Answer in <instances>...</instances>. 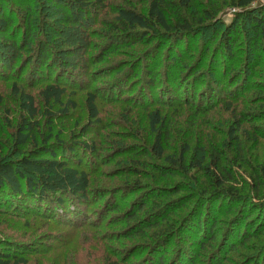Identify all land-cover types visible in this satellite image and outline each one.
Instances as JSON below:
<instances>
[{
  "label": "rangeland",
  "instance_id": "rangeland-1",
  "mask_svg": "<svg viewBox=\"0 0 264 264\" xmlns=\"http://www.w3.org/2000/svg\"><path fill=\"white\" fill-rule=\"evenodd\" d=\"M22 1L23 5L20 6ZM172 1L192 22L195 33L173 35L163 32L158 35L144 29H133L118 20L117 10L120 6H128L147 14L150 0H104L108 6L98 13L93 10L89 13L81 11L74 3L66 5L63 0H0V13L7 18L13 16L15 21L8 28L0 27V33H10L7 40H12V31L17 32L19 29L21 31L15 33V38L18 43L23 39L26 21L21 19L17 11L30 4L32 12H35L32 18L34 32L26 47L28 50L20 52L12 46H0V50L9 53L10 57L14 53L10 70L5 72L9 77L3 78L0 75V94L3 95L0 105V144L3 146L4 157L8 161H16L35 147L31 142L25 148H17L13 139L23 118L28 117L22 103L30 93L35 96L38 107V114L34 118L39 122L35 132L38 145H42L44 138L52 133L49 142L65 157L63 159L73 165L82 159L91 178L89 211H86L84 223L78 226L59 218H47L49 216L43 215V211L33 214L22 211L20 207L25 200L33 203L37 201V197L31 199L33 196L25 188L21 197L9 187L0 189V249L11 250L13 255L18 253V256L24 257L26 262L22 264H109V260L124 264H154L156 252L164 241L157 240L160 229L145 228L138 224L137 218L139 216L140 220H145L148 215L146 211H153L150 202L157 191L163 189L167 196L171 192L169 197L157 201L173 199L170 197H173V190L178 184L185 190L176 198L185 197L188 202L173 215L176 231L164 247L163 264H179L184 255L185 260L193 259L195 264H211L214 253L218 256L222 254L225 239L232 235L235 224L246 216L238 210V204L227 203L228 206L221 207L222 210L212 206V216L217 219L216 239H209L203 243L204 248L200 247V236L196 237L193 229L186 230L185 223L192 217L198 202L197 198H192L193 191L198 197L203 188L207 187L208 181L194 170L191 171L197 175V182L181 175L165 173V166L169 162L164 157H156L151 150L155 134L146 117L147 106L151 109L160 108L162 115L167 117L163 142L165 155L179 154L184 143L192 144L193 150L199 142L203 146H223L232 115L216 102V98L213 103L202 98V93L208 92L206 81L212 77L214 87L221 88L218 95L223 97L228 87L234 88L235 81L244 76L243 72L238 74L239 69L245 66L248 69L250 63L257 60L253 48L246 43L240 46L242 44L239 43V55L235 58L239 62L229 66L223 61L216 75H212L214 66L210 61L216 41L205 55L202 39L208 35L209 30L199 27L197 19L209 5L220 4L223 12L217 18L229 22L235 14L234 9L228 3L223 4L227 0H185L187 5L181 0ZM263 1L258 0L254 5H261ZM12 6L14 11L19 9L11 16ZM38 24L39 28H36ZM200 29L204 31L203 36L198 34ZM241 30L243 34L250 32L246 21H242ZM37 43L38 47L42 43L51 47L59 62L61 60L73 73L84 75L78 77L82 88L73 96L69 91L64 99L66 101L72 97L75 101V106L69 107L66 116L59 114L61 106L55 103L48 105L40 96V90L46 83H29V73L34 64L22 70L25 62H28L26 57H30L29 63H34L35 57L30 54V49H36ZM247 52L251 54L250 62L245 60ZM88 57L89 60H85ZM84 66L88 68L86 71H83ZM263 71L264 56L254 71L256 77L253 83L258 80L264 82ZM247 75L251 76L252 70L248 69ZM117 83L122 88L121 92L118 90L117 102L98 97L100 114L96 123L87 109V93L101 94L110 85ZM187 86L194 87L192 90L188 88L190 103H186L183 92ZM193 90L195 98L191 96ZM253 94L251 90L243 95L251 98ZM262 106L263 102L257 108ZM257 123L264 124V120ZM61 141L67 147H74L75 152L69 154L65 147L59 149L61 146L57 144ZM85 141L95 145L93 153L85 151L78 144ZM247 149H250L249 155L253 154L255 163L264 162V140L258 144L248 142ZM247 181L250 183L249 179ZM246 197L250 210L256 207V203L263 205L255 210L247 227L244 222L242 224V232L248 231L250 238L243 244H235V251L225 248L224 252L230 261L223 260L221 264H253L256 259L259 264H264V198H256L250 191ZM49 199L54 201L56 196ZM145 199L150 206L131 218L137 211L134 204L138 205ZM10 203L13 206H9ZM108 203L118 206L105 215ZM229 206H232L231 210H228ZM29 247L33 251H28Z\"/></svg>",
  "mask_w": 264,
  "mask_h": 264
},
{
  "label": "trees",
  "instance_id": "trees-1",
  "mask_svg": "<svg viewBox=\"0 0 264 264\" xmlns=\"http://www.w3.org/2000/svg\"><path fill=\"white\" fill-rule=\"evenodd\" d=\"M63 1L66 5L74 3L81 11L88 13L92 10L98 13L108 6L105 5L104 0ZM181 1L186 5L188 4L185 0ZM257 1L258 0H230L228 2L227 0V2L223 4L226 5L228 3L229 7L235 11L232 20L229 22H224L223 19L217 18V16L223 12V7L220 4L218 5L221 6L222 9L216 4H213L211 7L209 5L208 8L202 10L197 19L199 27H206L209 30L208 35L202 39L204 40L203 51L205 55L209 51L211 45L216 41V46H214L210 61L214 66L212 75L217 72V68L222 65L221 62L223 61L227 62L229 66H235V64L239 62V59L235 58L239 55L237 50L240 44H242L240 46H243L246 43L257 53V60L255 62L252 61L248 68L250 71L252 70V75H247V66H245V68H240L238 74L240 75L243 72L244 76L235 81L234 88L229 89L228 87L223 97L218 95V91H221V88L214 87L215 81L212 77H209L206 81L208 92H206V94L202 93V98H207L208 101L212 103L216 98V102L232 115V121L228 128V136L223 146L215 144L203 146L199 142L193 150L194 147H192V144L184 143L179 154L165 155L163 142L167 131V117L162 115L160 108L151 109L150 106H147L148 108L145 107L147 108L146 117L149 121V127L155 134L151 150L156 157H164L167 162H169V165L167 167L165 166V169L163 168L165 173L173 176L181 175L183 177H188L193 182H197V175H193L191 171L194 170L197 174L204 176L208 181L207 187L203 188L198 197L193 191L194 195L192 198H197L198 202L192 211V217L185 223L186 230L193 229L196 233V237L200 236L198 239L200 247L204 248L205 246L203 243L207 240L212 239L211 241H213L216 239L217 219L212 216L214 213L212 206L216 209H220L221 207L228 206L227 203H229V205L238 204L240 208L238 210H241V214L244 213L246 215L239 219L238 223L235 224L232 235L225 239L223 252L220 254V256L223 255V257L214 253L215 257L211 261V264H221L223 260L230 261L227 254L224 252L225 248H228V251H235V244H243L250 238V235L247 233L248 231L242 232V224L245 223L247 227L251 218L254 216L255 210L260 208V205H263L261 203H256V207L250 210L251 208L248 206L246 197V193L250 191L254 193L256 198H264V162L255 163L253 154L249 155L250 149H247L248 142L258 144L260 140H264V124L257 123L264 120V82L261 80L254 83L252 82L253 78L256 77L254 71L259 67L261 57L264 56L262 55L264 54V3L261 5H254ZM23 2L24 1L19 5L22 6ZM31 6L32 5L28 4L26 8L16 9H19L17 12L20 13L21 19L23 18L22 20L24 22L26 21V28H24L23 39L20 43L17 42V37L15 38V35L20 32L21 29L17 32H15V30L12 31L14 36L12 40H7L10 33H0V46H12L14 50H20V52L24 49L25 51L29 49L26 47L34 32L32 18L35 15V12H32ZM16 10L14 11V7L12 6L10 8V15H14ZM117 13L118 20L126 23L129 27L133 29H144L152 33H157L158 35H162L163 32L173 35H191L193 32L195 33L196 30L192 22L175 7V3L172 0H150L147 14L128 6H120ZM4 15L5 14L2 15L0 13V27L8 28L13 23L15 24L13 16L7 18ZM242 21H246L249 25L250 32H246L245 34L242 33ZM36 28H39V24ZM198 34L203 36V29L198 30ZM132 42L131 44H133ZM30 52V54H34L36 58H34V63H29L30 57H26L28 58V62H25L22 67L23 70V68L26 69L29 65L34 64L29 73V83L35 85L46 83L40 90V96L44 98L48 105L55 103L61 106L59 109L60 115H68L69 107L75 106V101L72 97L68 98L66 101L64 99L69 95V91L73 96L76 95V91L79 88H82L83 85L78 78L80 76L78 75L79 73H73L67 66L65 67V64H63L61 60L59 62L55 55V51L51 50V47H48L44 43H42L40 47H38L37 43L36 49H30ZM10 55L11 57L9 53L0 50V75L3 78L9 77V74L6 75L5 72L6 70H10L9 67L13 62L14 53ZM250 56L251 54L247 52L245 60L249 61ZM85 60H89V57L85 58ZM6 64L7 68H5ZM87 69L88 68L84 66L83 71ZM80 77H84V75ZM109 87L108 90H105L101 94L97 92L87 93V109L90 117L96 120V123H98L100 114L97 104L98 97L101 98L102 96L104 99L110 100L111 102H117L119 100L118 90L119 92L122 91L120 84L117 83ZM188 88L192 90L194 87L187 86L186 91H183L184 95H186V103H190L188 99ZM251 90L254 91L251 98H247L243 95ZM194 91L195 90L191 93L193 98H195ZM171 92H173V90H171ZM173 94L175 95L174 92ZM245 97L247 99H245ZM218 99L219 101H217ZM2 102L3 95L0 94V105ZM261 102H263V106L257 108V105ZM22 106L24 110L27 111L28 117L23 118V121L17 127L13 139L15 140L17 148H25L31 142L34 143L35 147L27 153H24L20 159L8 161L3 155V146L0 144V189L9 187L13 193L21 197L24 194L23 191L25 188L26 192L33 196L31 199L37 197V201L33 203L32 201L25 200L22 203L23 206L20 207L22 211L25 210L30 214L43 211V215L49 216L47 218H59L65 220L69 224L78 226L84 223V219L87 216L86 211H89L88 209L90 207L91 178L89 172L85 166H83L82 159H78L75 165L63 159L65 157H63L58 149L49 142L53 137L52 133L44 138L43 144L39 146L35 135L39 125L38 120L34 119L38 114L35 96L30 93L27 94ZM51 115H49V117H51ZM78 144H80L85 151L90 153L94 152L95 145L86 141ZM66 145L67 144L62 143V141L57 144V146H61L59 149L65 147L69 154L75 152L74 147H67ZM245 176L248 177L250 183L247 181L248 179H245ZM181 186V184L177 185L176 189L173 190V197H170L173 199H169V201L159 202L157 200H159V198L169 197L171 192L167 196L163 193V189L157 191V193L152 196V198H154L153 201L150 202L153 211H146L148 215L145 220H140L139 216L137 218V220H139L138 224L144 225L143 227L145 228L160 229L157 240L164 241L156 252L154 264H163L164 247L166 242H169V239L172 238L173 232L176 231V221L173 215L176 214L178 208L186 206L188 202L185 197L176 198L185 190V188ZM135 187L138 186L136 185ZM51 196H56V199L54 201L50 200L49 198ZM68 199H71V201H68ZM0 201H2V199H0ZM166 202L168 203L165 204ZM147 203L148 200L145 199L142 200L141 203L139 202L138 205L137 203L134 204L137 211L131 218H135L138 212L150 206ZM9 206H13V203H10ZM117 206L116 204L109 205L108 203L104 214L106 215L110 210L116 209ZM16 207L19 208L18 205H16ZM231 208L232 206H229L228 210H231ZM31 250L33 251V249L29 247L28 251ZM18 255V253L13 255L11 250L5 251L0 249V264L25 263L26 259ZM182 258L179 264H183L187 260H185V255ZM108 262L109 264H124L116 260H109ZM186 264H195V262L193 259H190L187 260ZM253 264H259V260L256 259L253 261Z\"/></svg>",
  "mask_w": 264,
  "mask_h": 264
}]
</instances>
